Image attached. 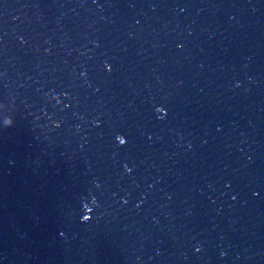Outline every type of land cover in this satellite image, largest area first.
<instances>
[{
  "label": "water",
  "instance_id": "obj_1",
  "mask_svg": "<svg viewBox=\"0 0 264 264\" xmlns=\"http://www.w3.org/2000/svg\"><path fill=\"white\" fill-rule=\"evenodd\" d=\"M0 264H264V0H0Z\"/></svg>",
  "mask_w": 264,
  "mask_h": 264
}]
</instances>
